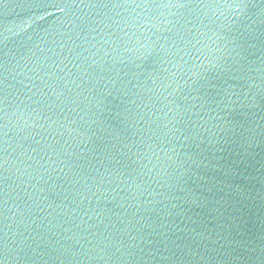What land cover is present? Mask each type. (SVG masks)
<instances>
[{
  "label": "water",
  "instance_id": "1",
  "mask_svg": "<svg viewBox=\"0 0 264 264\" xmlns=\"http://www.w3.org/2000/svg\"><path fill=\"white\" fill-rule=\"evenodd\" d=\"M0 264H264V0H0Z\"/></svg>",
  "mask_w": 264,
  "mask_h": 264
},
{
  "label": "snow or ice",
  "instance_id": "2",
  "mask_svg": "<svg viewBox=\"0 0 264 264\" xmlns=\"http://www.w3.org/2000/svg\"><path fill=\"white\" fill-rule=\"evenodd\" d=\"M133 2H135V0H133ZM176 2H179V0H176ZM210 2L215 3L217 5H221V4L228 5L230 2H233V0H210ZM140 3L151 4L153 6H156V5H164L168 3H173V0H140Z\"/></svg>",
  "mask_w": 264,
  "mask_h": 264
}]
</instances>
